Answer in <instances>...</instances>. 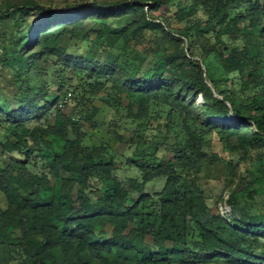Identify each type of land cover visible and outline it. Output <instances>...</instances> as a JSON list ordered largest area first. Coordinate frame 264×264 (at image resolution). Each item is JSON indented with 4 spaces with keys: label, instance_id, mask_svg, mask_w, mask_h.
Returning a JSON list of instances; mask_svg holds the SVG:
<instances>
[{
    "label": "trees",
    "instance_id": "1",
    "mask_svg": "<svg viewBox=\"0 0 264 264\" xmlns=\"http://www.w3.org/2000/svg\"><path fill=\"white\" fill-rule=\"evenodd\" d=\"M172 1L92 2L61 14L51 11L50 21L29 27L17 44L14 59L38 69L43 55L63 54L64 40L76 36L87 19H128L112 35L126 43L142 39L148 30L169 41L190 44L197 33L209 34L223 45L227 37L241 39L240 50L225 47L220 57L226 72L247 76L245 89L252 85L256 91L251 103L222 91H217L222 99L213 98L206 82L208 70L207 78L203 76L204 59H196L191 49L167 58L166 69L159 73L141 72L129 62L119 66L109 58L96 61L76 56V65H88L93 76L117 84L120 93L129 98L132 116L143 122L153 104L162 105L169 111V123L172 113L181 120L166 124L167 130H180L184 125L186 137L174 148L173 162L142 156L138 165L142 183L132 185L140 195L134 203L115 177V168L108 161L112 154L103 147L84 146L83 128L85 120L92 123L91 117L73 120L59 114L55 124L35 127L26 139L4 141L3 150L18 158L0 164V191L7 199V209L0 215V264H4L2 249L6 247L20 254L18 264H264V215L251 218V225L227 220L212 209L200 185H188V176L202 168L203 164L196 163L206 154L204 134L198 135L185 121L186 117L194 119L201 109L196 100L202 95L206 106L211 100L215 103L209 108L212 118L232 123L223 126L210 120V125L242 135L249 147H264V0H191L188 15L202 13L204 22H195L179 35L155 16ZM242 23L247 27L240 28ZM57 100L58 96L54 103ZM40 109L30 101L21 103V109L7 121L0 119V127L21 129L23 122L44 114ZM36 152L48 162L49 176L56 184L48 175L35 176L29 170ZM159 178H167L163 191L155 198L146 195V184ZM94 187L102 192L101 198L92 193ZM15 230L21 232L20 237H15Z\"/></svg>",
    "mask_w": 264,
    "mask_h": 264
},
{
    "label": "rangeland",
    "instance_id": "2",
    "mask_svg": "<svg viewBox=\"0 0 264 264\" xmlns=\"http://www.w3.org/2000/svg\"><path fill=\"white\" fill-rule=\"evenodd\" d=\"M126 1L129 0H0V119L7 121L21 109V103L28 101L38 104L40 112L44 113L41 117L34 116L23 122L25 126L21 129L0 127L1 165L18 158L16 154L3 150L4 141L26 139L35 127L48 128L55 124L59 114L73 120L81 116L84 120L91 117L92 123L85 120L83 128L84 146L103 147L107 153L112 154L108 161L115 168L117 180L129 191L131 203L140 196L132 189V185L134 182L142 183V174L138 168L142 156H155L164 162L174 161L173 150L186 137L187 130L184 125H181L180 130L170 131L165 126L181 121L180 118L177 119V113H172L173 118L169 123V111L162 105L153 104L147 119L141 122L129 112V98L120 93L117 84L106 77L93 76L88 65H76V56L94 58L96 61L109 58L115 60L117 65L129 62L141 72L159 73L166 69L167 58L182 49H191L196 59H204L203 76L207 78L208 70L209 78L206 82L213 98L222 99L217 93L222 91L239 101L251 103L256 91L252 85L245 89L247 76L226 72L220 57L225 47L240 50L243 45L241 39L227 37L223 45L209 34L197 33L190 44L186 40L169 41L162 34L148 30L142 39L126 43L112 35L114 28L124 26L128 19H87L76 36H69L64 40L63 54L43 55L38 62V69L33 70L14 59V53L19 50L17 44L28 34L29 27L38 22L50 21L51 11L61 14L86 3L114 4ZM190 6L191 0H174L168 7H163L160 13H155V16L168 30L180 34L181 30L195 22H204L202 13L191 17L188 15ZM130 18L135 20V17ZM246 27L247 23L240 25L242 29ZM208 51L212 52L208 54ZM56 96L58 100L54 103ZM196 101L201 109L194 113V119L186 117L185 121L198 135L204 134L203 148L206 157L196 163L203 164L202 168L190 173L188 185H200L212 209L225 219H237L251 225V218L264 215V147H249L242 135H232L223 127L214 128L209 124L210 120L220 122L223 126L232 123L212 118L209 108L215 106L214 101L211 100L206 106L202 95ZM80 102L84 107L78 108ZM44 104L46 106L42 107ZM137 109H133L134 114L138 112ZM47 164L42 155L36 152L29 161L28 168L35 176H49ZM50 179L56 184L53 177ZM166 182L167 178L155 179L146 184L144 193L154 197L163 191ZM92 193L98 198L103 196L96 187L92 189ZM150 204H147V212H150ZM6 209L7 199L0 191V215ZM14 233L15 237L21 235L19 230ZM261 248L264 251V238L261 239ZM2 253L5 254L4 264L20 262V254L13 248L6 247L2 249Z\"/></svg>",
    "mask_w": 264,
    "mask_h": 264
},
{
    "label": "built area",
    "instance_id": "3",
    "mask_svg": "<svg viewBox=\"0 0 264 264\" xmlns=\"http://www.w3.org/2000/svg\"><path fill=\"white\" fill-rule=\"evenodd\" d=\"M71 96V94H69V97ZM68 99V98H67Z\"/></svg>",
    "mask_w": 264,
    "mask_h": 264
}]
</instances>
